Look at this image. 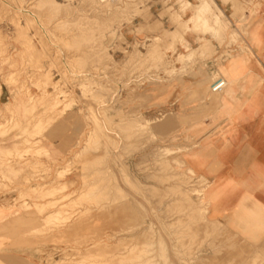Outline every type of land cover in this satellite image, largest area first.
I'll list each match as a JSON object with an SVG mask.
<instances>
[{
    "label": "rangeland",
    "instance_id": "1",
    "mask_svg": "<svg viewBox=\"0 0 264 264\" xmlns=\"http://www.w3.org/2000/svg\"><path fill=\"white\" fill-rule=\"evenodd\" d=\"M230 1L232 18L214 0H0V254L264 264V235L209 221V181L187 164L199 144L177 110L218 105L241 70L260 6ZM203 2L207 22L195 26ZM190 32L220 44L190 46ZM222 73L226 88L214 94ZM200 78L210 82L202 91Z\"/></svg>",
    "mask_w": 264,
    "mask_h": 264
},
{
    "label": "crops",
    "instance_id": "2",
    "mask_svg": "<svg viewBox=\"0 0 264 264\" xmlns=\"http://www.w3.org/2000/svg\"><path fill=\"white\" fill-rule=\"evenodd\" d=\"M214 1L232 18L230 0ZM255 1L259 16L248 23L243 38L250 51L238 56L241 70L229 76L233 82L217 107L206 99L187 107L181 103L177 109L186 110L185 126L192 128L190 137L199 144L188 154L187 164L209 181L205 190L209 221L236 230L243 238L264 235V0ZM202 40L215 47L220 44L211 34L185 36L190 46ZM229 78L222 73L220 79ZM198 83L210 84L208 78ZM7 253L0 254V264H34L27 257Z\"/></svg>",
    "mask_w": 264,
    "mask_h": 264
},
{
    "label": "bare ground",
    "instance_id": "3",
    "mask_svg": "<svg viewBox=\"0 0 264 264\" xmlns=\"http://www.w3.org/2000/svg\"><path fill=\"white\" fill-rule=\"evenodd\" d=\"M161 4V3H160ZM205 4H206V2H203V4H202V6L195 12V14L193 15V16H191L190 18H189V23H191V24H193V25H197V24H205L206 22H207V15H206V10H205ZM84 5V4H83ZM29 6V5H28ZM91 6V5H90ZM126 8H127V6H126ZM20 10V9H19ZM142 10V9H141ZM22 12H24V13H29L30 14V12H28V11H23L22 10ZM82 13V12H81ZM34 16V15H33ZM39 16V15H38ZM35 18V17H34ZM37 18H35V20H36ZM121 19V18H120ZM123 20V19H122ZM106 22V21H105ZM38 23V22H37ZM214 23L216 24V25H218V26H222V23H221V19L220 18H218V17H216V19H214ZM36 24V23H35ZM41 24V23H40ZM39 26V25H38ZM60 26H61V24H60ZM75 27V26H74ZM89 27V26H88ZM41 28V27H40ZM42 30V29H41ZM81 31V30H80ZM53 32H54V30H53ZM201 32V31H200ZM44 35V34H43ZM45 36V35H44ZM164 37V36H163ZM75 38V37H74ZM77 38V37H76ZM92 38V37H91ZM80 39V38H79ZM84 39V38H83ZM60 41V40H59ZM101 41V40H100ZM169 41V40H168ZM82 42V41H81ZM92 42V41H91ZM97 44V43H96ZM87 45V44H86ZM99 47V46H98ZM87 50V49H86ZM88 52V51H87ZM94 53V52H93ZM98 53V52H97ZM96 53V54H97ZM95 54V55H96ZM101 56V55H100ZM226 85H227V82H226ZM118 89V88H117ZM222 92H223V90H222ZM221 92V93H222ZM143 93V92H142ZM141 96V95H140ZM136 120V119H135ZM130 122V121H129ZM133 124V123H132ZM133 134V133H132ZM127 135V134H126ZM121 137V136H120ZM117 155V154H116ZM94 171V170H93ZM100 171V170H99ZM106 183V182H105ZM117 187V186H116ZM63 191V190H62ZM119 192H120V190H119ZM101 193V192H100ZM168 193V192H167ZM175 193V192H174ZM118 196V195H117ZM125 199V198H124ZM126 203V202H125ZM161 203V202H160ZM168 203H170V202H168ZM124 204V203H123ZM165 204V203H164ZM119 205V204H118ZM102 206V205H101ZM132 207V206H131ZM130 207V208H131ZM164 207V206H163ZM117 208V207H116ZM115 208V209H116ZM133 209V208H132ZM142 210V209H141ZM159 210H161V209H159ZM169 210V209H168ZM135 212V211H134ZM136 213V212H135ZM139 213V212H138ZM141 214V213H140ZM190 214V213H189ZM49 219V218H48ZM145 222H146V220H145ZM147 223V222H146ZM150 223V222H149ZM151 224V223H150ZM150 224H148L149 226H150ZM145 225V224H144ZM147 225V226H148ZM146 226V225H145ZM144 226V227H145ZM148 226V227H149ZM133 227V226H132ZM152 228V227H151ZM224 228V227H223ZM139 229V228H138ZM149 229V228H148ZM181 229V228H180ZM127 230V229H126ZM147 230V229H146ZM145 230V231H146ZM150 230V229H149ZM148 230V231H149ZM164 230V229H163ZM131 231H132V229H131ZM121 232V231H120ZM125 233V232H124ZM137 234V233H136ZM141 234V233H140ZM155 234H157V232L155 233ZM180 235V234H179ZM154 236V235H153ZM157 236V235H156ZM133 237V236H132ZM134 237H136V235L134 236ZM223 237V236H222ZM137 238H138V236H137ZM140 238V237H139ZM219 238V237H218ZM134 239V238H133ZM122 240V239H121ZM137 240V239H136ZM132 241V240H131ZM152 241V240H151ZM171 241V240H170ZM134 242V240L132 241V243ZM161 242V241H160ZM135 245V244H134ZM136 246V245H135ZM134 246V247H135ZM185 249V248H184ZM158 251H160V250H158ZM149 257V256H148ZM167 257V256H166ZM155 258H157V257H155ZM178 258V257H177ZM145 259V258H144ZM149 259V258H148ZM179 260H180V257H179ZM145 261H147V260H145ZM150 261V260H149ZM231 261V260H230ZM169 262V261H168ZM142 263V262H141ZM170 263V262H169ZM139 264V263H138ZM145 264H148V263H145ZM195 264V263H194Z\"/></svg>",
    "mask_w": 264,
    "mask_h": 264
},
{
    "label": "built area",
    "instance_id": "4",
    "mask_svg": "<svg viewBox=\"0 0 264 264\" xmlns=\"http://www.w3.org/2000/svg\"><path fill=\"white\" fill-rule=\"evenodd\" d=\"M226 88V82L223 79H217L211 85V92L214 94H219Z\"/></svg>",
    "mask_w": 264,
    "mask_h": 264
}]
</instances>
